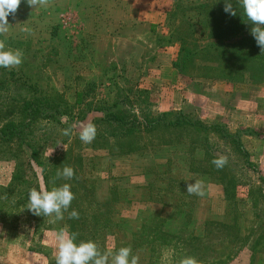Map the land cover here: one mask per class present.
Returning <instances> with one entry per match:
<instances>
[{
    "label": "rangeland",
    "instance_id": "1",
    "mask_svg": "<svg viewBox=\"0 0 264 264\" xmlns=\"http://www.w3.org/2000/svg\"><path fill=\"white\" fill-rule=\"evenodd\" d=\"M209 2L49 0L35 9L22 0L9 15L0 39L24 56L8 69L65 114L37 123L46 173L17 144H0V264H56L62 229L101 251L130 246L139 264H264V84L240 77L250 64L233 47L254 25L211 50L200 14ZM140 91L156 113L184 111L192 125L117 136L101 107ZM87 122L97 127L89 144L79 138ZM221 155L228 164L217 169ZM65 166L75 176L57 179ZM195 180L204 196L186 192ZM65 183L75 199L63 219L28 209L32 188Z\"/></svg>",
    "mask_w": 264,
    "mask_h": 264
},
{
    "label": "trees",
    "instance_id": "2",
    "mask_svg": "<svg viewBox=\"0 0 264 264\" xmlns=\"http://www.w3.org/2000/svg\"><path fill=\"white\" fill-rule=\"evenodd\" d=\"M230 2L237 12L236 16H231L224 11L226 0H211L202 7L200 12L204 18L205 27L210 30L211 38L216 41L210 46L211 50L217 51L223 41L241 37L246 25L251 23L238 0H230ZM233 47L235 48L234 57L250 64L245 67L247 72H242L240 77H243V80L248 79L264 84V78H262L264 53L261 52L255 38L241 37ZM256 70L262 75L257 74ZM227 79L235 80V76H228ZM29 84L28 80L15 74L14 71L0 67V144H12V146L17 144L19 148L26 151L29 162L42 167L46 173V163L41 161L40 152L43 137L40 138L41 134H38L37 123L60 119L65 114V110L60 104H53L48 98L39 95ZM146 93L140 91L136 97H125L107 107H101L102 122L111 127L117 136L118 134L132 136L142 131L152 132L161 125L191 124L185 117L184 111L156 113L149 98L147 96L141 98V95ZM134 97L135 100H133ZM194 125L202 126L200 122ZM208 128L211 127H206L205 130Z\"/></svg>",
    "mask_w": 264,
    "mask_h": 264
},
{
    "label": "clouds",
    "instance_id": "3",
    "mask_svg": "<svg viewBox=\"0 0 264 264\" xmlns=\"http://www.w3.org/2000/svg\"><path fill=\"white\" fill-rule=\"evenodd\" d=\"M22 0H0V36H6L9 32L8 17L16 13ZM49 0H27L30 7L38 8L46 6ZM244 9V13L254 27L251 28V35L255 38L261 52L264 53V0H238ZM224 11L231 16H236L237 12L233 8L230 0H226ZM24 53L20 49H12L6 46V42L0 39V67L16 68L23 62ZM71 130H65V135H70ZM97 135V127L91 122L80 125L79 138L85 143H91ZM64 147V146H63ZM66 150V148L64 147ZM54 151V150H53ZM51 156V155H50ZM213 165L217 169H223L228 164V157L221 155L213 159ZM75 176V170L71 166H65L62 171L58 170L56 178L70 180ZM204 185L200 180L187 184L186 192L189 195L204 196ZM29 207L37 216H52L55 214L57 220L63 219L71 202L75 199L68 183L59 187H53L50 191L43 185L40 189L32 188L29 191ZM69 218H79V213L72 210ZM77 233H71L67 229H62L56 234L57 251L56 264H139V255L132 253L130 246L120 247L118 251L111 248L101 251L95 241L76 242ZM179 264H200L195 257H184Z\"/></svg>",
    "mask_w": 264,
    "mask_h": 264
},
{
    "label": "crops",
    "instance_id": "4",
    "mask_svg": "<svg viewBox=\"0 0 264 264\" xmlns=\"http://www.w3.org/2000/svg\"><path fill=\"white\" fill-rule=\"evenodd\" d=\"M12 25H10L9 29H11ZM16 28V27H15Z\"/></svg>",
    "mask_w": 264,
    "mask_h": 264
}]
</instances>
